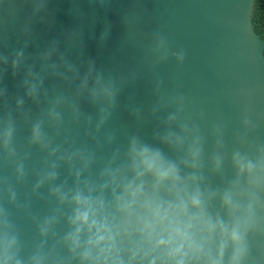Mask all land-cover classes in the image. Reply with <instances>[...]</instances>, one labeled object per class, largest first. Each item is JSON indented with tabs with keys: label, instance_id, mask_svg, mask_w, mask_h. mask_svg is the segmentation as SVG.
Here are the masks:
<instances>
[{
	"label": "water",
	"instance_id": "water-1",
	"mask_svg": "<svg viewBox=\"0 0 264 264\" xmlns=\"http://www.w3.org/2000/svg\"><path fill=\"white\" fill-rule=\"evenodd\" d=\"M257 0H0V264H264Z\"/></svg>",
	"mask_w": 264,
	"mask_h": 264
},
{
	"label": "trees",
	"instance_id": "trees-1",
	"mask_svg": "<svg viewBox=\"0 0 264 264\" xmlns=\"http://www.w3.org/2000/svg\"><path fill=\"white\" fill-rule=\"evenodd\" d=\"M255 22L257 30L264 37V0H257L255 6Z\"/></svg>",
	"mask_w": 264,
	"mask_h": 264
}]
</instances>
